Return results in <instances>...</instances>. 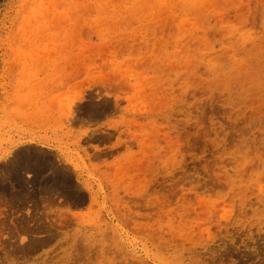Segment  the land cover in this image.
<instances>
[{
	"label": "rangeland",
	"instance_id": "rangeland-1",
	"mask_svg": "<svg viewBox=\"0 0 264 264\" xmlns=\"http://www.w3.org/2000/svg\"><path fill=\"white\" fill-rule=\"evenodd\" d=\"M0 264H264V0H0Z\"/></svg>",
	"mask_w": 264,
	"mask_h": 264
}]
</instances>
